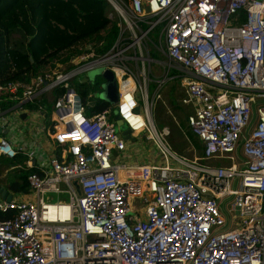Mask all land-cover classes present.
Here are the masks:
<instances>
[{"label":"built area","instance_id":"built-area-1","mask_svg":"<svg viewBox=\"0 0 264 264\" xmlns=\"http://www.w3.org/2000/svg\"><path fill=\"white\" fill-rule=\"evenodd\" d=\"M107 2L119 31L105 52L89 44L35 82H0V116L37 106L46 142L36 151L0 134V156L22 153L34 168L23 193L32 199L0 193L10 214L0 218V264H264V0ZM152 62L161 66L154 80ZM98 66L117 93L99 111L100 83L85 76ZM174 81L202 144L192 159L153 120ZM92 84L97 97L85 100ZM117 118L162 162H120L129 140ZM49 192L67 201H45Z\"/></svg>","mask_w":264,"mask_h":264},{"label":"trees","instance_id":"trees-1","mask_svg":"<svg viewBox=\"0 0 264 264\" xmlns=\"http://www.w3.org/2000/svg\"><path fill=\"white\" fill-rule=\"evenodd\" d=\"M108 10L112 7L107 0H0V82H35L38 76L49 72L57 60L65 61L86 51L90 42H101V46L96 44L94 49L105 52L119 31L117 22L108 17ZM17 35L20 39L14 41ZM171 86L169 100L174 108H179L172 94L174 86ZM94 88L96 84L83 94L85 100L97 97ZM87 89V85L82 87V91ZM108 105L100 99L94 109L99 111ZM188 138L201 156L202 144L190 128ZM175 147L182 150L178 145ZM2 159V166L12 170L8 181L2 182L4 191L8 194L28 192V176L34 168L25 166L26 155L18 153L12 159ZM9 215L0 212V218Z\"/></svg>","mask_w":264,"mask_h":264},{"label":"rangeland","instance_id":"rangeland-1","mask_svg":"<svg viewBox=\"0 0 264 264\" xmlns=\"http://www.w3.org/2000/svg\"><path fill=\"white\" fill-rule=\"evenodd\" d=\"M108 11H107V15L109 13ZM111 20L117 22V20L115 18H113ZM150 38L153 41H156V38L154 36H151ZM17 39H20V35H17L13 40L15 41ZM96 44L101 46L102 43L97 42V41L90 42V45L95 46ZM149 51H150V56L153 59L161 60L163 58V56L154 47L150 46ZM146 67H147V65H146ZM98 68H101V67L98 66ZM93 70H95V69H92V70L86 72V74H85L86 78L91 80V81L95 80L97 83H101L103 81L101 74L95 76L94 79L89 78L88 74H89V72H91ZM160 70H161V66L156 62H152L151 67H150V71H151L152 75L150 78L152 80H154L158 76V74L160 73ZM81 78H83V77H81ZM92 85H94V84H92ZM171 85L174 86L172 88V94L176 100L175 104L178 105L179 108H176V107L174 108V106L172 105V103L169 100L168 93H169L170 87H172ZM152 86H153V83L151 82L150 83V93H151ZM90 87H88V91H89ZM94 90H97V88H94L93 91ZM183 94H184V90L180 84V81H174L172 83H168L163 88V91H161V98L158 99L156 104H155V107L153 109V120H154V123H155L156 128L158 130L162 131L164 127H167L169 129V136H167V140H168L169 144L171 145L172 149L177 154L192 159V158H194V156L199 155V150L197 149L194 142L188 138L189 127H188L187 123L185 122V116H187L191 112V110L188 106H182L180 104L181 102H179V100L183 96ZM31 105H33V104H31ZM31 109L33 111H35V114H36L32 117V121H35L38 125H40L41 124V116L39 114V112H40L39 108L37 106L33 105L31 107ZM37 111H39V112H37ZM7 120H8V127L10 128V131L11 130L16 131L17 129H20L21 132L24 130L23 133H26V130L31 128L30 126L32 125V122H28V119L21 121V119L19 120V118L13 117V115H8ZM119 129L121 130V128H119ZM36 136H37V138H39V137L44 138L42 132L41 131L39 132V130L37 131ZM129 142L134 144V146H133L134 156H132L133 161L137 160V158H138L137 156H139L141 153L146 155V153H152L153 151H155V148L152 145V143L150 141L146 140L142 136H139V137L138 136H131V138L129 139ZM183 142H184L185 146H184ZM175 145H178V147L182 148V150L179 151L175 147ZM137 151L140 153H138ZM5 159H12V158L5 157ZM129 160H130V157H128L126 161L124 160V162H127ZM3 162H4V159L0 158V181L1 182L8 181V177L12 173V170L7 171L6 173L4 172L5 169H8V167L2 166ZM1 182H0V191H3L4 185ZM43 198L47 202H56V201L66 202L67 201V195L66 194H56V193H51V192L45 193ZM136 201H137L136 198L132 199V204L135 206L137 205Z\"/></svg>","mask_w":264,"mask_h":264},{"label":"crops","instance_id":"crops-1","mask_svg":"<svg viewBox=\"0 0 264 264\" xmlns=\"http://www.w3.org/2000/svg\"><path fill=\"white\" fill-rule=\"evenodd\" d=\"M151 92H152V89H151ZM149 94H151L150 88H149ZM10 103H11V101H6L3 103L2 106H10L11 105ZM32 106L33 105H31L30 103H25L23 106L24 110L19 115L20 116L19 120L21 119V121H24V120L28 119V122H32V125L30 126L31 128L26 130V133H23L24 130L21 132L20 129H17L16 131H14V130L10 131V128L8 127V120H7L6 116L3 118H2V116H0V127H4V130H8V134L6 135V137L14 146H23L26 149H33V150L37 151L38 149L45 147L46 142H45L44 138H42V137L37 138V136H36L38 130H39V132L40 131L42 132V126L43 125L42 124L38 125L35 121H32V117L34 115H36L35 111H33L31 109ZM37 112H39V111H37ZM39 114L41 116V123H42L41 112H39ZM49 120H50L49 118L46 120V124L49 123ZM133 146H134V144H132L131 142H129L127 144L126 150L120 155V158H119L120 162H124V160L126 161L128 157H130V160L127 161V163L130 162V163H144V164H159L162 162V159L159 157L156 149L152 153H146V155L141 153L139 156H137L138 157L137 160L133 161V157H132V156H134ZM138 153H140V152H138ZM0 158H5V157L0 156ZM38 158H39V156L36 159V164H38ZM7 171H10V169H5L4 172L6 173ZM0 192L3 193L5 191L3 190ZM7 195H11L14 198L17 197V198H21V199L22 198H24V199H32L33 198L32 195H30V194L24 195L23 193H21V194H13V193L8 194L7 193Z\"/></svg>","mask_w":264,"mask_h":264},{"label":"water","instance_id":"water-1","mask_svg":"<svg viewBox=\"0 0 264 264\" xmlns=\"http://www.w3.org/2000/svg\"><path fill=\"white\" fill-rule=\"evenodd\" d=\"M101 70H102L101 68H96L95 70L89 72L88 76L90 79H94L95 76L101 74L103 81L100 83V87H101L100 98L101 100H104L109 104H112L117 99L115 82L111 73L108 70H104V71ZM116 124L119 128H121V135L124 137V139L129 140L131 138L130 131L128 129L123 128L122 122L119 119L116 122ZM0 134L6 136L8 134V130L2 131L0 127ZM76 189L79 192V188L77 185H76ZM2 195L8 200L11 198V195H7L6 192H3Z\"/></svg>","mask_w":264,"mask_h":264},{"label":"bare ground","instance_id":"bare-ground-1","mask_svg":"<svg viewBox=\"0 0 264 264\" xmlns=\"http://www.w3.org/2000/svg\"><path fill=\"white\" fill-rule=\"evenodd\" d=\"M131 201H132V199H131ZM132 206L134 209L138 208V204L136 206L132 204Z\"/></svg>","mask_w":264,"mask_h":264}]
</instances>
